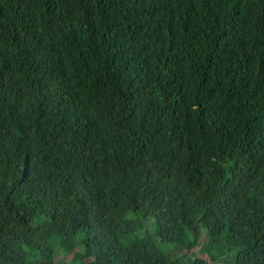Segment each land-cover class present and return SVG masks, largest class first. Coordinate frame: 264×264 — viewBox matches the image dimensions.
<instances>
[{
  "label": "trees",
  "instance_id": "1",
  "mask_svg": "<svg viewBox=\"0 0 264 264\" xmlns=\"http://www.w3.org/2000/svg\"><path fill=\"white\" fill-rule=\"evenodd\" d=\"M54 240L264 264V0H0V264Z\"/></svg>",
  "mask_w": 264,
  "mask_h": 264
},
{
  "label": "rangeland",
  "instance_id": "2",
  "mask_svg": "<svg viewBox=\"0 0 264 264\" xmlns=\"http://www.w3.org/2000/svg\"><path fill=\"white\" fill-rule=\"evenodd\" d=\"M146 226L149 227V224H146ZM53 245L56 247L55 248V262H58L57 264H78L79 261H76L73 259V254L74 253H65L63 250L60 249V247L57 245L56 241H53ZM199 244L195 246L190 252H186L185 258H184V263L189 264V259L194 256L200 255V250H199ZM80 246L75 247L74 251L79 250ZM172 248V247H171ZM170 248V249H171ZM183 252V251H182Z\"/></svg>",
  "mask_w": 264,
  "mask_h": 264
}]
</instances>
